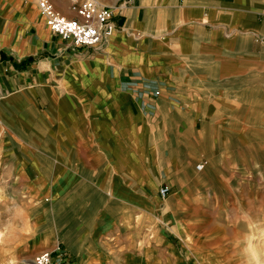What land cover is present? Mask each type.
Instances as JSON below:
<instances>
[{"label":"crops","instance_id":"0c3cea01","mask_svg":"<svg viewBox=\"0 0 264 264\" xmlns=\"http://www.w3.org/2000/svg\"><path fill=\"white\" fill-rule=\"evenodd\" d=\"M50 1L74 18L83 0ZM97 1L114 7L115 28L78 58L56 56L65 41L38 0H0V132L49 140L72 159L55 166L53 197L95 175L87 232L64 244L60 264H138L122 248L134 237L120 223L125 209L160 212L174 264L187 263L172 237L198 262L192 244L212 254L207 243L232 225L199 214L194 231L192 219H174L170 205L212 212L183 186H264V0Z\"/></svg>","mask_w":264,"mask_h":264},{"label":"rangeland","instance_id":"374dc122","mask_svg":"<svg viewBox=\"0 0 264 264\" xmlns=\"http://www.w3.org/2000/svg\"><path fill=\"white\" fill-rule=\"evenodd\" d=\"M63 47L56 51V56L69 52L72 57L80 58L86 53L66 41ZM57 155L49 140L20 138L7 130L0 132V264H33V261L36 264V256L44 251L50 253L53 264H60L64 244L70 241L79 245L77 237L87 232L92 215L87 205L92 197L89 186H93L90 179L95 175H79L70 185L77 188L53 197L50 190L54 186L55 166L58 163L75 166L72 159ZM197 162L199 160L194 164ZM235 163L242 167L245 162L236 157ZM84 164L81 167H90L89 163L86 167ZM183 188L193 201L202 192L201 198L207 203V210L212 212L199 213L191 210L193 207L177 209L170 205L169 212L174 219H192L191 230L194 231L197 227L195 216L199 214L214 216L232 225L228 237L207 243L212 254L203 253L192 244L191 256L198 262L188 256L179 237H172L171 244L187 264H264V186ZM132 213L125 209L120 221L123 231L134 236L128 246H122L123 250H133L139 258L138 264H174V257L167 253L162 235H168V224L158 219L160 212L156 216ZM39 238L42 240L40 245ZM180 263L184 264V261Z\"/></svg>","mask_w":264,"mask_h":264},{"label":"built area","instance_id":"2783aa9c","mask_svg":"<svg viewBox=\"0 0 264 264\" xmlns=\"http://www.w3.org/2000/svg\"><path fill=\"white\" fill-rule=\"evenodd\" d=\"M117 1L119 3L116 7L121 8L133 0ZM38 8L48 29L76 48H100L115 28L114 7L104 5L97 0H83L76 7L74 18L63 15L50 0H38ZM201 168L202 163L196 165V169ZM168 191L169 187L163 185L159 189V194L164 197ZM35 262L36 264H53L48 251L37 255Z\"/></svg>","mask_w":264,"mask_h":264},{"label":"bare ground","instance_id":"6f19581e","mask_svg":"<svg viewBox=\"0 0 264 264\" xmlns=\"http://www.w3.org/2000/svg\"><path fill=\"white\" fill-rule=\"evenodd\" d=\"M33 264H35L34 261H33Z\"/></svg>","mask_w":264,"mask_h":264}]
</instances>
